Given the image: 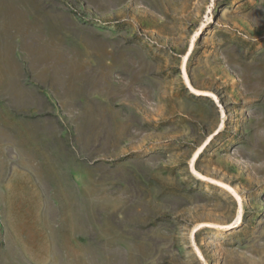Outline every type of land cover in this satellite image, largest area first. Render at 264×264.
I'll return each mask as SVG.
<instances>
[{
    "label": "rangeland",
    "instance_id": "1",
    "mask_svg": "<svg viewBox=\"0 0 264 264\" xmlns=\"http://www.w3.org/2000/svg\"><path fill=\"white\" fill-rule=\"evenodd\" d=\"M0 264H264V0H0Z\"/></svg>",
    "mask_w": 264,
    "mask_h": 264
},
{
    "label": "bare ground",
    "instance_id": "2",
    "mask_svg": "<svg viewBox=\"0 0 264 264\" xmlns=\"http://www.w3.org/2000/svg\"><path fill=\"white\" fill-rule=\"evenodd\" d=\"M198 37V33L195 34L194 38L191 40L189 49L187 54L184 56V62L186 61V58L189 56V54L191 53L193 47H194V43L196 42V39ZM185 86L189 91V94L195 97H205V98H213L212 94L208 91H202V90H197L196 88H194L192 86V84L187 80V77L185 76ZM223 113V112H222ZM224 115L221 114V119L219 121V126H218V132L214 133L212 136H210L204 143L202 146H200L198 148V150L193 154L192 158L189 161V171L191 173V175L196 179V180H200L202 182H206L210 185H214L217 186L223 190L228 191L230 194H232L236 200L238 201V216L235 220V222L233 223L231 228H238L242 225V202H241V198L236 194V192L229 186L220 183L219 181L213 179V178H209V177H205L202 176L201 174H199L197 172V170L195 169V163L197 162V160L199 159L200 155L203 153V150L206 148V146L209 144V142L212 140L213 136L217 135L219 132H221V130L224 127ZM204 228H213V225L210 224H198L197 226H195L192 231H191V235L194 236L198 231H200L201 229ZM200 255V254H199Z\"/></svg>",
    "mask_w": 264,
    "mask_h": 264
}]
</instances>
